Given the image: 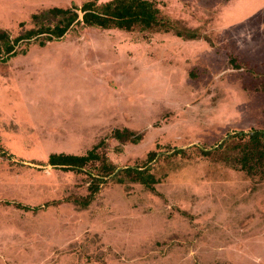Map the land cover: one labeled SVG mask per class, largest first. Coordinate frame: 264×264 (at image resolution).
<instances>
[{"label":"rangeland","instance_id":"374dc122","mask_svg":"<svg viewBox=\"0 0 264 264\" xmlns=\"http://www.w3.org/2000/svg\"><path fill=\"white\" fill-rule=\"evenodd\" d=\"M109 1L0 0V264H264V0Z\"/></svg>","mask_w":264,"mask_h":264},{"label":"trees","instance_id":"16d2710c","mask_svg":"<svg viewBox=\"0 0 264 264\" xmlns=\"http://www.w3.org/2000/svg\"><path fill=\"white\" fill-rule=\"evenodd\" d=\"M105 3L107 4H104V9L107 10H111V7L114 5L113 7L114 10L108 11L107 13H110V15H112V17L116 20V22L119 23V25L122 26L126 25L127 27H130L135 22H141L142 24L148 26L156 21L155 19L158 8L155 5V3L150 0H128V2H125L124 0H111ZM91 5L92 4L89 2L85 3L82 9L84 11L91 10ZM125 11H128L129 13L127 16H124L123 14ZM118 19H120V21H118ZM234 137L248 138L250 143L252 142L253 147H256V149L260 151L259 145L260 143H262V141H264V130H251L249 132L241 131L235 133ZM223 144L225 145V142H222L217 149H222ZM250 148L252 147L250 146ZM182 151L183 149L178 150V152H182ZM260 155H262V153H260ZM90 156H92V154H90ZM155 156H156L155 151L150 152L149 161L153 160ZM88 157L71 156L67 160L66 164L73 167H82L86 162V160L88 159ZM243 159L245 161H248L249 157H244ZM50 163L56 164L58 162H55L50 159ZM244 166H245V162H244ZM246 169H250V168L246 167Z\"/></svg>","mask_w":264,"mask_h":264}]
</instances>
